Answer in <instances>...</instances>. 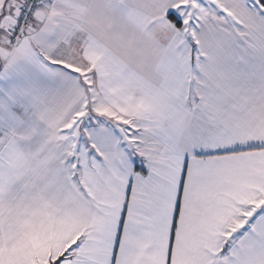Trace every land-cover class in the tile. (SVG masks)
<instances>
[{"label":"snow or ice","instance_id":"1","mask_svg":"<svg viewBox=\"0 0 264 264\" xmlns=\"http://www.w3.org/2000/svg\"><path fill=\"white\" fill-rule=\"evenodd\" d=\"M0 264H264V0H0Z\"/></svg>","mask_w":264,"mask_h":264}]
</instances>
